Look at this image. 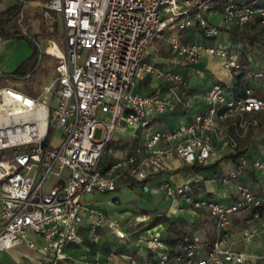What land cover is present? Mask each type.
<instances>
[{
    "label": "built area",
    "instance_id": "2783aa9c",
    "mask_svg": "<svg viewBox=\"0 0 264 264\" xmlns=\"http://www.w3.org/2000/svg\"><path fill=\"white\" fill-rule=\"evenodd\" d=\"M217 8L222 20L218 26L207 20ZM41 13L52 22L59 17L61 23V42L47 40L48 47L59 51L52 54L46 49L56 60L55 77L36 96L12 86L0 88V253L25 246L32 252V264H98L69 262L67 247L80 242L78 228L85 222L93 242L100 227L119 238L126 234L103 213L85 208V194L114 191L118 178L144 181L165 170L173 158L187 165L217 161L223 151L236 150L240 138L258 126L257 114H264V96L252 88L233 93L229 86L214 84L191 95L204 103L203 113L172 129L150 132L157 116L183 110L189 96L183 75L157 69L148 60L154 41L168 45L172 64L189 66L207 54L237 76L243 67L230 46L186 41L165 31L173 25L195 27L210 39L221 26L251 22L264 26V0H43ZM246 74L264 79V71ZM148 75L167 84L165 93L160 86L149 93L133 92ZM103 114L105 119L100 120ZM126 126L144 131L146 155L138 147L101 168L106 145ZM97 129L100 134L95 137ZM160 142L165 147H157ZM6 151L11 152L8 158L1 155ZM247 166L264 174V160L249 163L240 158L235 170L221 179H235L237 198L227 204L194 196L193 185L199 181L194 176L179 185L164 180L160 189L173 201L206 209L217 232L229 230L232 214L250 209L241 230L242 241L248 243L264 235V194L255 195L237 179ZM49 177L56 179L50 185ZM145 243L152 249V259L145 264H264V256L234 251L218 237L204 245L184 238L174 254L158 234Z\"/></svg>",
    "mask_w": 264,
    "mask_h": 264
},
{
    "label": "crops",
    "instance_id": "0c3cea01",
    "mask_svg": "<svg viewBox=\"0 0 264 264\" xmlns=\"http://www.w3.org/2000/svg\"><path fill=\"white\" fill-rule=\"evenodd\" d=\"M16 2L17 0H1L0 12L15 5ZM42 7L43 0H24L21 13L16 18H23L25 22L30 23L33 32L39 33L49 23L42 16ZM207 20L212 25L218 26L222 23L218 8L208 13ZM251 23L260 26L256 22ZM233 27L221 26L218 35L210 38V41L199 34L197 38L188 37L191 40L187 39L185 35H182V37L186 41H202L208 45L230 46L237 51L238 61L243 67L242 73L237 76L228 74L221 66L218 58L207 54L202 55L197 63L189 66L172 64V54L168 45L161 39L154 41L148 60L153 61L157 69L161 70L162 67L183 75L189 96L185 100L183 110L178 109L174 112L157 116L149 126L150 132L172 129L180 123L190 122L196 114L203 113L205 111L204 103L201 99H195L191 95L194 93L202 94L214 84L229 86L232 91L236 89L237 93L245 87H250L256 95L264 96V79L252 78L246 74L252 70L264 71V65L262 64L264 49L259 48L254 51L248 44L235 38L227 31ZM48 30H50L49 25ZM196 32L198 33L197 30ZM44 40L40 39L43 47ZM166 48L169 49L167 53L165 52ZM32 53L33 48L26 39L17 37L0 38V74L14 71ZM45 54L46 56L42 61L43 68L49 65L48 58H50V55L46 52ZM42 73L43 70L35 73L33 76L34 83H40L39 79H41L40 75ZM11 86L15 89H17L16 87L23 89L22 83L19 82L0 83V88ZM159 86L161 92L165 93L167 84L161 83L153 75H148L145 79L136 83L133 92L149 93L155 91ZM32 89L35 90L34 88ZM35 91L40 92L38 90ZM261 115L263 121L264 114ZM257 117L259 118V116ZM263 134L264 129L262 136H248L249 139L241 140L236 150L223 151L222 157L217 161L205 165L197 164L201 166L196 172L191 169L192 165H187L180 159L173 158L169 161L165 170L152 175L144 181L139 182L132 179L118 178L115 182L116 188L114 191L85 194L82 198L84 207L103 213L109 219L118 223L126 235L124 238H119L115 234L110 233L107 228L100 227L97 230L98 240L93 242L89 236L88 225L84 222L78 228L80 242L78 244L71 243L67 247L69 262L145 264L152 259V249L145 243V239L158 234L166 242L167 230L170 224L182 229L187 234V238H196L202 245L218 237L234 251L264 256L263 234L248 243L243 242L241 238V230L246 226V220L250 217V209L242 210L230 216L229 233H226L228 231L225 230L217 232L215 219L206 209L193 208L183 200L173 201L160 189V184L164 180H170L172 184L179 185L187 180L188 177L194 176L199 179L193 185L192 190L193 195L197 198H205L221 204L236 200L235 181L230 179L222 182L221 179L235 169L240 158H245L249 163L257 157L264 160ZM143 141L144 131L141 128L126 126L118 129L103 151L99 163L100 167L106 168L117 159L134 153L138 147L142 149ZM157 147L163 148L165 144L160 142ZM249 150L257 152V157H254V154L249 156ZM141 155H146V151L142 149ZM62 173L65 174L66 171ZM237 177L255 195L264 194V174L247 166L238 173ZM50 178L48 185L56 180L55 177ZM204 252L205 247L200 249L199 254L202 255ZM32 258V252L25 246H20L9 252L0 253V264H32ZM175 264H187V262L181 261ZM257 264L263 263L258 261Z\"/></svg>",
    "mask_w": 264,
    "mask_h": 264
},
{
    "label": "trees",
    "instance_id": "16d2710c",
    "mask_svg": "<svg viewBox=\"0 0 264 264\" xmlns=\"http://www.w3.org/2000/svg\"><path fill=\"white\" fill-rule=\"evenodd\" d=\"M23 2L24 0H17L15 5L8 7L0 12V38L4 39L10 37H17L26 39L32 46L33 53L14 71L10 73L0 74V83H22V90L29 96H35L38 94V92L31 88L33 76L39 70L43 69L42 61L46 56L45 48L42 46L40 39H53L57 43H60L61 36L58 31V25L56 21L54 22V27L52 30H48L47 25L44 26L39 33H35L32 31L33 29L30 26L29 22H25L23 18H16L21 13ZM246 25L247 24L241 27H244ZM241 27L234 26L232 29H228L227 31L231 33L235 38L241 40L245 44H248L251 49H253V43H256L258 48L264 49V36L261 35L264 34L263 25H260V32L263 33H260L259 31H253V33H246V35L242 34V30H238V28ZM260 35L263 36V38L260 37ZM233 93H237V90L234 89ZM257 116H259L258 125L262 126V115L257 114ZM200 166L201 165H197L195 163L192 164L191 169L196 172L198 171ZM167 231L168 235L166 239V245L170 252L174 254L178 251V245L183 241L184 238H187V234H185L182 229H180L174 224H170Z\"/></svg>",
    "mask_w": 264,
    "mask_h": 264
},
{
    "label": "rangeland",
    "instance_id": "374dc122",
    "mask_svg": "<svg viewBox=\"0 0 264 264\" xmlns=\"http://www.w3.org/2000/svg\"><path fill=\"white\" fill-rule=\"evenodd\" d=\"M48 25H49L50 30H52L53 27H54V22L49 21ZM57 25H58V31L60 32L61 23H60L59 17H58ZM233 26L234 25H229L228 27H233ZM238 30H242L243 33L242 32L241 33L243 35L244 34L246 35V33H253V31H259L260 32L261 31V28H260V26L254 25L253 23H249L248 25H246L244 27L238 28ZM169 33L178 34V35H181V36L182 35H185V36H187V39H189V40H191V38L192 39L195 38V37L197 38L198 37V34H199V33L196 32V28L195 27H191V28H188V29H179L178 27H176L174 25L171 26V27H169V29H167L165 31V34H169ZM260 33H263V32H260ZM261 35L264 36V34H261ZM261 35H260V37L263 38V36H261ZM188 37H191V38H188ZM207 40L210 41L211 39H207ZM43 45H44L45 52H46V49L48 47L47 40H44L43 41ZM253 45L254 46H253V49L252 50L257 51L259 49L258 46H257V44L256 43L255 44L253 43ZM168 50L169 49L166 48L165 49V52L167 53ZM48 59H49V65H48V67L45 66L42 69L43 70V73L40 75V78H41V79H39L40 83H38V82H35L34 83L32 81V88H34L35 90L40 91L41 88H42V86L45 85V84H47V83H49L55 77V75H56L55 74V70H54V66L56 64V60L52 56H50V58H48ZM260 62H262V61H260ZM262 64L264 65V60H263ZM161 70L162 71H166L168 69H165V68H162L161 67ZM16 88L18 90H20L21 92H23L22 89H20L19 87H16ZM46 99H49V96H46ZM103 119H105V115L104 114L100 116V120H103ZM263 129H264V119L262 121V126L258 125L257 127L250 128L246 132V134L243 137L240 138L239 143H240L241 140H244L245 138H248V136L249 137H252V136H254V137H256V136H262L261 134H262ZM99 134H100V130L97 129L96 132H95V137H98ZM263 137H264V134H263ZM54 142H56V138H55ZM20 149L22 150L23 148H20ZM10 154H11L10 151H6V152H3L1 155L8 158ZM253 154H254V157L255 156L257 157V152H254L252 150H249L248 155L250 156V155H253ZM257 158H259V157H257ZM237 179H238V177H237ZM50 180H51V178L49 177L47 179V181H50ZM232 180L235 181V179H232Z\"/></svg>",
    "mask_w": 264,
    "mask_h": 264
},
{
    "label": "bare ground",
    "instance_id": "6f19581e",
    "mask_svg": "<svg viewBox=\"0 0 264 264\" xmlns=\"http://www.w3.org/2000/svg\"><path fill=\"white\" fill-rule=\"evenodd\" d=\"M47 52L52 54H59L58 49L52 45L48 47Z\"/></svg>",
    "mask_w": 264,
    "mask_h": 264
}]
</instances>
